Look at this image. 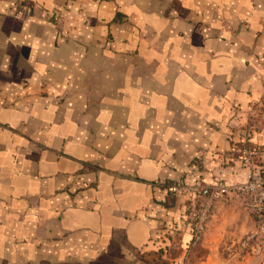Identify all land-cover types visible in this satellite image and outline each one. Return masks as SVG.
I'll return each mask as SVG.
<instances>
[{
    "label": "crops",
    "instance_id": "obj_1",
    "mask_svg": "<svg viewBox=\"0 0 264 264\" xmlns=\"http://www.w3.org/2000/svg\"><path fill=\"white\" fill-rule=\"evenodd\" d=\"M263 94L264 0H0V264H183L167 187L249 179ZM242 209L216 202L200 264H264L221 248L255 231Z\"/></svg>",
    "mask_w": 264,
    "mask_h": 264
},
{
    "label": "rangeland",
    "instance_id": "obj_2",
    "mask_svg": "<svg viewBox=\"0 0 264 264\" xmlns=\"http://www.w3.org/2000/svg\"><path fill=\"white\" fill-rule=\"evenodd\" d=\"M244 120V129L240 133L241 141L235 146L234 156L241 167L251 172V177L249 179L231 182L228 186L257 183L264 188V94L257 101L248 106L245 110ZM229 198H233L241 204V209L243 208L242 210L244 212V219L246 218L248 220L252 217L254 229H256L257 219L254 213L247 207L249 197L231 191L227 196L220 199V201ZM232 212L234 214V211H228L230 219ZM236 215V217H238L237 219H240L241 216L238 213ZM252 241L258 244L263 242L256 239ZM225 244L226 243H222L221 245V248L225 252H230V250L233 251L237 248L236 252H242L241 249L249 247V245L244 244V247H242L240 241L230 244L231 246L229 248L228 245L226 246ZM206 251V248L202 247L200 244L191 250H187L185 255L186 258L183 259V264H200L206 257Z\"/></svg>",
    "mask_w": 264,
    "mask_h": 264
},
{
    "label": "built area",
    "instance_id": "obj_3",
    "mask_svg": "<svg viewBox=\"0 0 264 264\" xmlns=\"http://www.w3.org/2000/svg\"><path fill=\"white\" fill-rule=\"evenodd\" d=\"M249 197L247 207L256 217L255 231L247 235L243 244L247 245L253 239L264 242V188L257 183L228 186L221 182L215 184H194L187 185L178 182L169 185L167 192L187 193L190 195L187 218L190 224V237L187 243V250L198 246L206 231L212 209L216 202L227 196L230 192Z\"/></svg>",
    "mask_w": 264,
    "mask_h": 264
}]
</instances>
